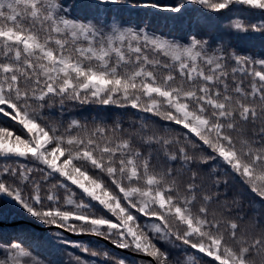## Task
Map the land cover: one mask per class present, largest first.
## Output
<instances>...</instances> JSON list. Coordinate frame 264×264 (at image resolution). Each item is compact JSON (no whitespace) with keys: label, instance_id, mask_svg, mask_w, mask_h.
<instances>
[{"label":"snow or ice","instance_id":"1","mask_svg":"<svg viewBox=\"0 0 264 264\" xmlns=\"http://www.w3.org/2000/svg\"><path fill=\"white\" fill-rule=\"evenodd\" d=\"M242 36L264 39V0H0V203L23 218L0 264H52L42 246L87 254L74 264H264V54L226 38ZM85 106L138 118L71 115Z\"/></svg>","mask_w":264,"mask_h":264},{"label":"trees","instance_id":"2","mask_svg":"<svg viewBox=\"0 0 264 264\" xmlns=\"http://www.w3.org/2000/svg\"><path fill=\"white\" fill-rule=\"evenodd\" d=\"M68 3H71L72 0H67ZM167 2H172V0H167ZM198 6L189 5V8H196ZM133 10L131 13L125 12L124 19L129 22H137L140 19H150L153 16V10L151 9H140ZM198 15L199 13H195ZM169 14L167 13H158L156 14V21L158 23L155 25L159 30L167 33L171 31L170 27H165L164 17ZM227 23L226 20L221 21L218 26L213 27L212 29H203L202 31L207 35L212 36H221L225 34L224 25ZM177 38H179L180 32L176 31L174 33ZM227 39H231L233 45L237 47L241 52L251 53L254 55H262L264 54V39H260L259 37L255 39H249L247 37H226ZM71 115L79 117H88L89 119L93 116H106L115 118L117 116H122L125 121L129 119H137L132 115L131 111L125 112L120 109L115 108H105L100 106H85L83 109H74L71 112ZM0 208H3V223L0 224V236L5 238H13L17 232L14 224L11 223L13 221H22L23 218L20 217L15 213V211L8 207L6 204L0 203ZM28 223V222H25ZM28 231L35 232L36 235L40 236H47L50 235V232L44 231L42 228H37L34 224H28ZM55 231V229H52ZM68 238L74 241H83L85 243L90 244L93 247L99 246H106L108 249L114 251L118 256L121 257H128L129 260H136V261H146L149 260L148 258L143 257L142 255H137L129 250H121L116 249L113 245H111L108 241H105L103 238H97L91 235H74V234H67ZM74 253L75 255H82L85 259H88L87 254L81 253L78 249H73L71 247L67 248L65 251L63 248L53 250L49 246H42L36 250V255L45 261H51L52 264H74V261L67 253ZM178 254V253H177ZM210 259V258H208Z\"/></svg>","mask_w":264,"mask_h":264},{"label":"water","instance_id":"3","mask_svg":"<svg viewBox=\"0 0 264 264\" xmlns=\"http://www.w3.org/2000/svg\"><path fill=\"white\" fill-rule=\"evenodd\" d=\"M18 221V220H17ZM12 223V222H11ZM143 256V255H142ZM143 257H145V258H148V259H151V258H149V257H146V256H143Z\"/></svg>","mask_w":264,"mask_h":264}]
</instances>
